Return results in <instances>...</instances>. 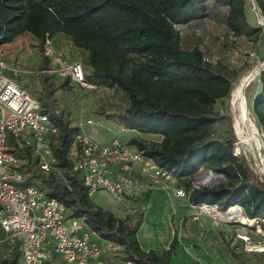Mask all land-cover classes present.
Listing matches in <instances>:
<instances>
[{
    "label": "trees",
    "instance_id": "trees-1",
    "mask_svg": "<svg viewBox=\"0 0 264 264\" xmlns=\"http://www.w3.org/2000/svg\"><path fill=\"white\" fill-rule=\"evenodd\" d=\"M263 1L256 0V3L262 8ZM208 2L225 8V24L233 36L250 38L257 35V29L252 28L247 20L248 0H158L157 3L163 17L172 23H179L207 16ZM104 8L128 17L125 31L139 39L143 38L140 45H132L135 51L153 55L150 51L156 50L167 55L169 61L160 62L159 70H183L195 80L193 84L183 88L190 100L184 106L170 108L159 106L139 95L128 77L96 62L92 55L85 62L82 60L85 79L89 83L97 87L118 88L128 95L129 105L125 111L110 118L124 129L160 137L158 142L132 137L127 143L142 150L166 169L177 185L188 193L191 204L216 205L217 209L224 211L239 206L243 216L256 220V224L264 232V178L254 175L247 162L233 153L232 136L224 140L213 138L216 122L214 101L219 96L229 97L230 94L226 76L197 57L176 53L167 43L166 30L142 9L128 0H99L94 3L90 0L82 3L79 0H6V3L0 4V36H3L0 43L9 42L23 33L43 42L45 35L49 33V26L42 20L43 13L55 16L58 10H65L69 14V21L86 24L97 37L103 36L105 40L115 42L117 37L113 36L114 31L108 28L106 22L98 19ZM71 28H74L72 24L65 23V30L69 31ZM50 36L52 39V35ZM77 40L73 39V43L78 49L86 47ZM259 79L261 87L254 100L255 109L258 103L264 101V70ZM215 88L219 90L218 95L211 93ZM39 104L41 112L48 114L57 128V134L50 143L55 163L48 174L41 173L35 167L30 146L23 145V148H19L16 140L9 136L8 150L18 159L14 168L23 175L20 185L38 186L47 196L56 198L66 206L67 219L81 218L88 233L96 234L101 241L114 244L108 256L114 251L115 257L121 262L128 260L132 264H170L177 234L175 233L168 250L160 254L154 251L144 252L136 238V231L144 215V208L139 202L135 201L136 210L131 211V215L136 213L135 217L125 219L116 218L111 212L96 207L90 200L81 177L72 171V161L68 155L78 127L71 126L64 116L50 110L47 103L39 101ZM200 168L222 174L225 181L216 182L211 187L193 188L192 177ZM54 171L61 173L62 184L53 179ZM19 259L16 243L11 251V258L0 264H18Z\"/></svg>",
    "mask_w": 264,
    "mask_h": 264
},
{
    "label": "rangeland",
    "instance_id": "rangeland-1",
    "mask_svg": "<svg viewBox=\"0 0 264 264\" xmlns=\"http://www.w3.org/2000/svg\"><path fill=\"white\" fill-rule=\"evenodd\" d=\"M85 1L87 0H79L80 3ZM90 1L94 3L99 0ZM128 2L142 9L149 18L166 30L167 43L171 45L176 53L197 57L201 61L211 64L226 76L230 84V94L229 97L219 96L214 101L213 111L216 116V122L214 124L215 135L213 138L224 140L226 138L230 139L232 136L234 139L233 153L247 162L254 175L264 178V101L258 103L256 109L254 108V100L259 94L261 87L259 77L264 70V38H259L258 41H249L244 37L233 36L224 24L225 8L215 6L212 2L207 3V16L204 18L179 23H172L163 17L157 3L158 0H128ZM4 3H6V0H0V4ZM246 10L247 14L253 18V24L260 30L259 33L264 35V1L261 8L257 5L256 0H248ZM68 18H70L69 14L65 10H58L55 16L44 12L42 16L44 23L49 26V33L47 34L68 39L78 52L74 56L81 64L82 60L85 62L92 55L96 62H100L110 70L118 71L121 75L128 77L136 86L139 95L147 97L150 102L159 106L177 108L184 106L190 100L183 88L195 82L193 77L188 76V73L182 72L183 70H159L158 65L160 62L169 61L167 55H163L159 51H150L154 53L153 55L149 52L135 51L132 45H140L143 38L139 39L125 31L128 26V17L126 15L114 13L106 8L98 15V19L106 22L108 28L114 31L113 36L117 37L116 44L105 40L103 36L97 37L81 21H69ZM65 23L72 24L74 28L69 31L65 30ZM14 39L15 37L9 42L0 43V58L6 61L9 66L22 70L23 72L15 76L17 82L32 96L36 97L38 101L47 103L50 106V110L64 116L71 126H77L80 122L83 123L85 120L90 119L92 121L91 126L88 127L90 135L85 133L92 140L100 143H106L113 139L127 142L132 137H139L146 141L154 142L160 139L157 135L141 134L135 130L124 129L110 118L112 115L123 113L129 105L128 95L122 90L97 86L92 90H87L71 84L64 78L58 79L56 77H52L48 81V79H45L42 77L43 75L37 72L36 67H33L30 62L36 56L43 59L42 66H39L40 68L52 67V61L44 57L43 42L29 34H22L16 47L13 48L12 45L6 47L4 45ZM73 39H78L77 41L86 47L78 49L74 45ZM2 40L3 36L1 35L0 41ZM27 46L29 48L26 53L24 49ZM30 47L35 49L36 55ZM130 47L131 49H129ZM56 53L64 58L58 52ZM22 59L26 62L22 61ZM23 62L25 63L24 65L22 64ZM253 69L258 73L245 92L251 118L259 131L261 145L258 149L249 152L240 144L235 135L230 111V98L231 91L238 84L240 78L246 73L253 71ZM211 93L218 95L219 90L216 88L212 89ZM82 130L84 129L82 128ZM19 148H23L22 143L21 145L19 144ZM205 170L207 169L200 168L192 177V186L195 188L207 186L208 175L204 174ZM52 177L55 182L63 183L60 172L54 171ZM222 181L224 182L225 180L217 182ZM181 184L184 187L182 181ZM90 200L96 207L111 212L119 219L135 217L136 215V213L131 215L130 200H118L106 190H99L91 195ZM217 211L222 214L225 212L223 209H217ZM199 213L207 217L211 222L224 225L226 231H222L223 233L221 232L220 234L231 235L236 241L240 240L237 238L238 235L246 236L251 246L264 247V232L258 227L256 220L252 226H242L226 218L228 214L224 215V221H221L217 216L207 215L202 210ZM66 224L68 227L85 228L84 221L81 218H68ZM95 237L98 238L97 235ZM13 247L14 243L0 228V263L11 258ZM248 248L255 249L254 247ZM112 256L115 258L114 251ZM262 262L264 263V261Z\"/></svg>",
    "mask_w": 264,
    "mask_h": 264
},
{
    "label": "built area",
    "instance_id": "built-area-1",
    "mask_svg": "<svg viewBox=\"0 0 264 264\" xmlns=\"http://www.w3.org/2000/svg\"><path fill=\"white\" fill-rule=\"evenodd\" d=\"M43 44L44 57L52 61V67L41 70L40 74L64 78L87 90L96 87L85 79L81 62L64 59L56 53L49 34L45 35ZM21 72L0 58V228L18 244V264H107L102 256L107 255L114 244L101 241L99 237L92 240L91 234L80 227H68V210L63 203L47 196L36 185H20L23 175L14 168L18 159L8 150V137L20 145L30 146L36 169L48 174L55 163L50 143L57 134L49 115L41 112L38 99L17 82L15 76ZM90 124L92 121L87 119L77 125L78 132L68 154L72 171L79 174L90 197L99 190H106L121 200L125 190L136 182L133 175L136 169L148 181L173 195L188 198V193L166 169L134 145L117 139L108 143L92 140L82 130L83 125ZM197 207L199 211L208 207L207 215L229 213V208L224 214L217 211L216 205L202 203ZM233 207H238L242 213L239 206ZM237 238L242 243V252L246 246L258 248L251 246L246 236ZM243 255L250 259L248 264H264L260 261L264 251Z\"/></svg>",
    "mask_w": 264,
    "mask_h": 264
},
{
    "label": "crops",
    "instance_id": "crops-1",
    "mask_svg": "<svg viewBox=\"0 0 264 264\" xmlns=\"http://www.w3.org/2000/svg\"><path fill=\"white\" fill-rule=\"evenodd\" d=\"M246 15L250 26L257 29V35L250 38L245 36L235 37H244L249 41L263 39L264 35L259 33L260 30L253 24V18L247 14V10ZM225 20L226 14L224 24ZM21 36L22 34L18 35L12 42L4 45L6 47L11 45L13 48L16 47ZM52 46L64 58L70 61H78L74 56L78 52L68 39H62L61 36L54 35L52 36ZM28 48L29 46L25 47L24 51L26 52ZM31 49L35 53V49ZM34 58L30 60L31 65L36 67L35 69L40 73L44 69L39 67L42 66L43 59L36 56ZM22 61L24 60L22 59ZM40 75H43L42 77L48 79V81L52 77L61 79L58 76ZM89 126L91 125L83 126L88 135H90ZM133 175L136 182L125 190L123 200L131 201V211L136 207L135 201L139 202L144 208L143 221L136 231L137 241L144 252L154 251L160 254L168 250L175 233L177 234V241L169 260L170 264H248L250 259L243 253L263 252L264 247L249 250L248 246L244 247L242 252L241 241H236L231 235L220 234L222 231H226L224 225L211 222L207 217L201 215L197 206L191 204L187 197L173 195L171 191L148 181L136 169L133 171ZM80 228L83 231L86 230L84 227L83 229ZM91 239H96L94 234H91ZM102 259L107 264L121 262L116 257L114 258L112 254L102 256ZM260 261H264V258H261Z\"/></svg>",
    "mask_w": 264,
    "mask_h": 264
},
{
    "label": "bare ground",
    "instance_id": "bare-ground-1",
    "mask_svg": "<svg viewBox=\"0 0 264 264\" xmlns=\"http://www.w3.org/2000/svg\"><path fill=\"white\" fill-rule=\"evenodd\" d=\"M257 73L258 72L253 69V71L242 76L238 84L232 89L230 98V111L233 119L235 135L240 144L243 145L249 152L258 149L261 145L259 131L257 130L255 123L251 118L249 104L245 92L247 87L255 79ZM202 211L204 213H208V207L203 208ZM210 214L217 216L218 219L224 221L225 216L218 215L216 212H211ZM226 218L246 226H252L254 224V220L245 218L236 207L229 208V213ZM249 250H251V248Z\"/></svg>",
    "mask_w": 264,
    "mask_h": 264
},
{
    "label": "water",
    "instance_id": "water-1",
    "mask_svg": "<svg viewBox=\"0 0 264 264\" xmlns=\"http://www.w3.org/2000/svg\"><path fill=\"white\" fill-rule=\"evenodd\" d=\"M204 174H207L209 177L208 184H207L208 187H211L213 184H215L219 180H225V177L222 174L216 173V172L211 171V170H205ZM197 209H199V208L197 207ZM236 223L240 224L239 222H236ZM240 225H242V224H240ZM242 226H244V225H242Z\"/></svg>",
    "mask_w": 264,
    "mask_h": 264
}]
</instances>
